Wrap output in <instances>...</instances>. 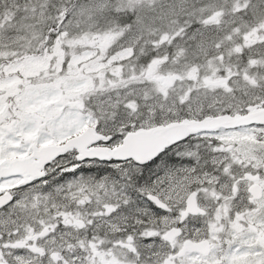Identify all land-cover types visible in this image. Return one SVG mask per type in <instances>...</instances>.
Listing matches in <instances>:
<instances>
[{
  "label": "snow or ice",
  "instance_id": "obj_1",
  "mask_svg": "<svg viewBox=\"0 0 264 264\" xmlns=\"http://www.w3.org/2000/svg\"><path fill=\"white\" fill-rule=\"evenodd\" d=\"M0 264H264V0H0Z\"/></svg>",
  "mask_w": 264,
  "mask_h": 264
}]
</instances>
